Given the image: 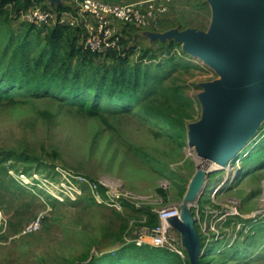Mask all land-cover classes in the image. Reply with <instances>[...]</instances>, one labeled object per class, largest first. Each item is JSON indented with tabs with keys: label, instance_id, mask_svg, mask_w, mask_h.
I'll return each mask as SVG.
<instances>
[{
	"label": "rangeland",
	"instance_id": "obj_1",
	"mask_svg": "<svg viewBox=\"0 0 264 264\" xmlns=\"http://www.w3.org/2000/svg\"><path fill=\"white\" fill-rule=\"evenodd\" d=\"M46 1L33 4L44 7ZM49 1L48 7L69 6L73 14V0ZM156 1L167 10L155 27L136 32L117 26L124 27L128 42L136 33L138 52L129 67L158 76L148 81L155 88L148 104L185 125L184 137L145 119L138 107L111 105L108 112L89 117L47 97L2 102L0 213L7 223L0 229V264H101L106 254L135 245L148 213L158 216L170 209L180 214L196 171L209 166L188 146L189 127L202 120L205 86L220 77L177 36L211 30V0ZM18 20L13 30L26 23ZM147 49L155 51L153 57L139 60ZM262 146L264 121L224 168L207 174L191 204L196 229L212 249L209 264H264V229H253L264 228V162L254 164L250 156L239 160ZM39 216L41 228L23 234ZM166 235L181 260L168 264H186L179 233L167 225Z\"/></svg>",
	"mask_w": 264,
	"mask_h": 264
},
{
	"label": "trees",
	"instance_id": "obj_2",
	"mask_svg": "<svg viewBox=\"0 0 264 264\" xmlns=\"http://www.w3.org/2000/svg\"><path fill=\"white\" fill-rule=\"evenodd\" d=\"M34 2L39 3V0H0V104H15L20 98L35 100L47 97L57 101L60 107L75 108L78 113L89 117L108 112L106 108L111 105L138 107V113L145 119L164 124L179 137L184 135L185 125L148 104L147 96L155 89L148 81L150 78L156 81L158 76L153 78L139 66L128 65L134 52H138L133 44L136 33L128 42L123 28H133L136 32L141 28L124 25L118 31L119 48L97 54L82 49L85 31L81 27L59 23L38 27L20 23L13 30L12 23L18 22L21 13L32 7ZM41 8L57 14L71 11L69 6L50 8L45 5ZM172 46L170 43L169 47ZM34 47L36 50L32 52ZM154 52L151 49L142 51L139 60L148 55L153 57ZM249 156L255 160L254 164L264 162V146L239 160L245 161ZM124 205L129 206L125 202ZM131 208L135 210V207ZM148 215L142 226L155 229L159 224L157 215ZM253 229L262 231L264 228L255 225ZM205 241L201 235L204 253L199 259L200 264H209L213 259L210 256L212 249ZM173 261L181 262L175 253L133 244L106 254L101 264H168ZM185 263L190 264L188 259Z\"/></svg>",
	"mask_w": 264,
	"mask_h": 264
},
{
	"label": "water",
	"instance_id": "obj_3",
	"mask_svg": "<svg viewBox=\"0 0 264 264\" xmlns=\"http://www.w3.org/2000/svg\"><path fill=\"white\" fill-rule=\"evenodd\" d=\"M211 8L209 32L188 30L179 34L177 41L220 77L205 86L200 96L203 117L189 127L188 146L203 162L224 166L264 121V0H211ZM207 174L198 168L180 215L167 221L181 236L190 264H200L203 256L201 236L190 208Z\"/></svg>",
	"mask_w": 264,
	"mask_h": 264
},
{
	"label": "built area",
	"instance_id": "obj_4",
	"mask_svg": "<svg viewBox=\"0 0 264 264\" xmlns=\"http://www.w3.org/2000/svg\"><path fill=\"white\" fill-rule=\"evenodd\" d=\"M159 1V0H158ZM73 14L71 11L57 14L51 10H43L40 6L33 5L24 13H21L22 21L41 27L56 23L66 24L71 27L84 28L85 38L82 49L97 54L118 49L120 37L118 36V24L139 27L143 30L155 27L165 15L167 8L156 0H148L140 3L118 5L100 0H73ZM177 210L163 209L158 212L159 224L155 229H142L143 236L135 240L137 247L148 246L151 248L165 249L180 255V251L174 249L173 243L167 238L166 226L168 219L179 216ZM42 218L36 217L28 223L23 234L33 233L41 228ZM6 220L0 213V229L6 227ZM141 234V233H140Z\"/></svg>",
	"mask_w": 264,
	"mask_h": 264
},
{
	"label": "bare ground",
	"instance_id": "obj_5",
	"mask_svg": "<svg viewBox=\"0 0 264 264\" xmlns=\"http://www.w3.org/2000/svg\"><path fill=\"white\" fill-rule=\"evenodd\" d=\"M202 161V160H201ZM230 161V160H229ZM229 161H227L225 164H224V166H220V165H215V164H210V163H206L207 165H209L208 167H207V169H206V167H201V168H203V169H205L208 173H211V172H214V171H218V170H221L222 168H224L226 165H227V163L229 162ZM203 162V161H202ZM205 163V162H204ZM226 185V184H225ZM219 191V189H217V190H215V192H218Z\"/></svg>",
	"mask_w": 264,
	"mask_h": 264
},
{
	"label": "crops",
	"instance_id": "obj_6",
	"mask_svg": "<svg viewBox=\"0 0 264 264\" xmlns=\"http://www.w3.org/2000/svg\"><path fill=\"white\" fill-rule=\"evenodd\" d=\"M47 2H49L48 0L46 1V4L48 5L49 3H47Z\"/></svg>",
	"mask_w": 264,
	"mask_h": 264
}]
</instances>
